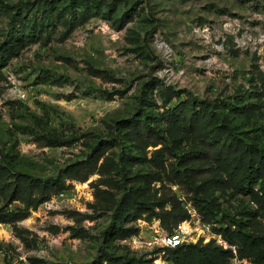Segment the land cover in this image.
<instances>
[{
	"label": "rangeland",
	"instance_id": "1",
	"mask_svg": "<svg viewBox=\"0 0 264 264\" xmlns=\"http://www.w3.org/2000/svg\"><path fill=\"white\" fill-rule=\"evenodd\" d=\"M0 2L8 5L0 7V41L12 30L13 15L21 30L15 39H26L17 56L0 62V166L13 172L4 175L0 208L25 207L10 199L18 173L56 178L91 155H99L101 167L85 182L68 181V189L25 219L1 223L0 264H109L107 253L166 264L156 252L160 246L145 244L154 230L168 232L159 219L136 218L135 208L122 227L137 232L120 237L113 209L130 192L152 203L175 194L192 210L184 243L223 245L216 223L203 220L175 176L187 167L200 169L191 180L207 182L222 211L264 229L263 217L243 214L257 209L253 195L229 181L217 187L234 165L224 125L264 151V0ZM194 101V117L171 112ZM145 112L164 144L139 139L142 130L134 125ZM205 119L225 131L216 135L201 125ZM164 145L163 167H157ZM125 153L126 179L117 169Z\"/></svg>",
	"mask_w": 264,
	"mask_h": 264
},
{
	"label": "trees",
	"instance_id": "2",
	"mask_svg": "<svg viewBox=\"0 0 264 264\" xmlns=\"http://www.w3.org/2000/svg\"><path fill=\"white\" fill-rule=\"evenodd\" d=\"M8 5L0 2V7L7 10ZM13 25L11 31L8 32L0 41V62L2 65L6 64L12 57L17 56L20 50L25 46V38L21 41L16 40L15 36H19L21 30L17 29L18 18L12 16ZM0 75L1 70H0ZM195 101L191 105H181L180 107L172 109L175 116H196L199 114L195 107ZM172 115V114H171ZM173 116V115H172ZM173 118V117H172ZM177 117L174 122L177 121ZM210 120V119H209ZM173 122V123H174ZM192 125L193 122H188ZM203 127L210 126V130L216 135H221L222 125H213L212 122L201 124ZM227 126L226 133L229 143L226 149V154L230 155L233 160V167L229 173V179H221V185L218 188H223L225 183L229 181V185L234 186L238 192L244 194H251L254 196L257 209L255 211H245V216L264 218V151L258 148L254 143L246 142L234 127ZM186 128V125L183 124ZM134 128L142 133H138L139 139L144 142L146 146H158L164 144L162 138L163 133L155 129L157 128L153 122V117H150L148 112L144 114V121L141 124H135ZM166 145L157 149L156 157L154 159L159 161L157 167H163V157L166 154ZM199 153H192L196 160L199 158ZM155 155V156H156ZM129 153L122 154L120 161L117 163V169L121 172L122 177L126 179L124 164L128 159ZM160 158V159H159ZM183 156L180 161L183 162ZM99 155L89 156L86 160L80 163H74L66 167L62 174L56 178L42 179L37 177L26 176L23 174L14 175L11 185L13 189L10 194L11 201H20L25 205L23 209L10 210L8 206L0 208V224L1 223H16L27 217L28 211L33 208L36 209L39 204L54 195H57L69 188L68 181L77 180L79 182L87 181L90 176L99 170ZM203 170V169H202ZM104 171V170H103ZM200 169L196 167L186 168L182 172L177 171L175 174L179 183L185 184V187L191 192L194 206L203 220L214 221L216 227L215 233L228 243L230 247L218 244L215 240L209 242L199 241L197 243H182L175 248H169L165 252V261L172 264H230L232 259L237 255L239 259H248L254 264H264V229L255 228L250 229L247 224V219H239L235 215H229L222 211L215 197L207 194L206 184H195L191 180ZM5 166H0V189L3 188V182L7 184V179H4L5 174H11ZM217 182V181H216ZM257 188V191L255 190ZM180 199L174 194L170 197L160 198L155 203L140 202L134 199L130 193H125L120 201L117 202L113 209L115 223L121 222L120 237L127 239L137 231L132 228L122 227V222L133 218L134 209L136 208V218L143 217L148 213L149 220L157 218L160 220L161 227L168 232H174L179 224L190 218V213L187 208L181 207ZM232 247L235 248L236 254ZM159 250H156L158 252ZM109 264H156L155 259L145 260L137 257H117L112 254H105Z\"/></svg>",
	"mask_w": 264,
	"mask_h": 264
},
{
	"label": "built area",
	"instance_id": "3",
	"mask_svg": "<svg viewBox=\"0 0 264 264\" xmlns=\"http://www.w3.org/2000/svg\"><path fill=\"white\" fill-rule=\"evenodd\" d=\"M16 95L22 99L26 100L29 97V94L26 90L17 88L15 91ZM190 215L192 214V210L187 207ZM188 220L182 222L181 224L178 225V227L174 230V232H166V233H161L159 232L158 229L154 230L155 236L151 237L149 241H146L145 244L147 246L155 247V246H160L159 251L164 255L166 250L169 248H175L182 243H184V238L186 237L187 231L185 230V224L187 223ZM224 247H230L227 242L222 243ZM236 254V250L234 247H232ZM163 255L160 257L162 258ZM166 264H172L170 262H167ZM232 264H254L248 259H239L237 255L232 259Z\"/></svg>",
	"mask_w": 264,
	"mask_h": 264
}]
</instances>
